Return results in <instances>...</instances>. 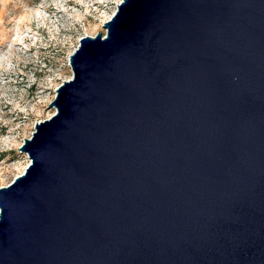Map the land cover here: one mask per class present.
<instances>
[{"label": "water", "instance_id": "1", "mask_svg": "<svg viewBox=\"0 0 264 264\" xmlns=\"http://www.w3.org/2000/svg\"><path fill=\"white\" fill-rule=\"evenodd\" d=\"M104 28L0 189V264H264V0H123Z\"/></svg>", "mask_w": 264, "mask_h": 264}, {"label": "rangeland", "instance_id": "2", "mask_svg": "<svg viewBox=\"0 0 264 264\" xmlns=\"http://www.w3.org/2000/svg\"><path fill=\"white\" fill-rule=\"evenodd\" d=\"M122 1L0 0V189L30 164L20 148L56 114L50 103L73 78L80 40L106 35Z\"/></svg>", "mask_w": 264, "mask_h": 264}, {"label": "bare ground", "instance_id": "3", "mask_svg": "<svg viewBox=\"0 0 264 264\" xmlns=\"http://www.w3.org/2000/svg\"><path fill=\"white\" fill-rule=\"evenodd\" d=\"M92 1V0H91ZM89 7V6H88ZM100 7V6H99Z\"/></svg>", "mask_w": 264, "mask_h": 264}]
</instances>
